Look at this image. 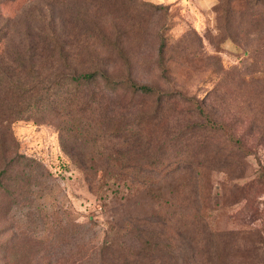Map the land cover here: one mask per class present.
Here are the masks:
<instances>
[{"label": "rangeland", "instance_id": "rangeland-1", "mask_svg": "<svg viewBox=\"0 0 264 264\" xmlns=\"http://www.w3.org/2000/svg\"><path fill=\"white\" fill-rule=\"evenodd\" d=\"M95 69L201 99L238 143L187 103L134 98V153L185 162L95 193L37 94L4 90ZM12 158L0 264H264V0H0V171Z\"/></svg>", "mask_w": 264, "mask_h": 264}, {"label": "trees", "instance_id": "trees-1", "mask_svg": "<svg viewBox=\"0 0 264 264\" xmlns=\"http://www.w3.org/2000/svg\"><path fill=\"white\" fill-rule=\"evenodd\" d=\"M221 9L223 17L226 16L228 8ZM165 49L166 42L163 40L159 50L161 56ZM101 81L103 86H99ZM5 89L7 92L29 97L37 94L28 102L27 107H38L41 103L48 114L47 121L52 123L61 135L74 140L75 144L68 146L63 139V147L65 146L67 153L84 172L89 187L95 193L103 186L120 187V181H129L132 186L152 184L155 181L150 180L147 171L160 170L162 166L174 167L180 161L185 162L183 156L175 163L170 159H149L140 153H134L133 147L144 140L147 127L141 111L137 115L124 112L134 98L155 97L157 101L187 103V110L195 112L204 120L202 127L212 131L226 130L228 143H238L229 124L213 118L201 99L187 98L179 91L164 93L156 87L137 83L129 75L112 79L105 71L95 69L91 72L59 75L47 83L40 81L27 85L9 84ZM108 95L111 96L109 99L115 102L111 108L104 106ZM191 133L193 132L186 131L185 135ZM111 139L119 140L117 146H107ZM80 147L87 150H80ZM6 163V167L0 171V183L13 169L19 167V159L12 158ZM99 172H102L100 177ZM123 185L129 188L126 184Z\"/></svg>", "mask_w": 264, "mask_h": 264}]
</instances>
